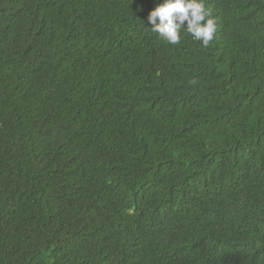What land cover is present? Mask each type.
Returning <instances> with one entry per match:
<instances>
[{"label": "trees", "instance_id": "trees-1", "mask_svg": "<svg viewBox=\"0 0 264 264\" xmlns=\"http://www.w3.org/2000/svg\"><path fill=\"white\" fill-rule=\"evenodd\" d=\"M162 2L0 0V264H264V0Z\"/></svg>", "mask_w": 264, "mask_h": 264}, {"label": "clouds", "instance_id": "clouds-1", "mask_svg": "<svg viewBox=\"0 0 264 264\" xmlns=\"http://www.w3.org/2000/svg\"><path fill=\"white\" fill-rule=\"evenodd\" d=\"M150 29L168 44L181 42V30L207 47L217 31V21L206 9L204 0H163L148 14ZM186 23V28L184 27ZM59 85V84H58ZM120 240H132L136 248L130 253H139L146 246L130 222L125 224Z\"/></svg>", "mask_w": 264, "mask_h": 264}]
</instances>
